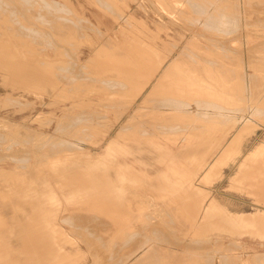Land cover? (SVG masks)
I'll return each mask as SVG.
<instances>
[{"label":"rangeland","instance_id":"1","mask_svg":"<svg viewBox=\"0 0 264 264\" xmlns=\"http://www.w3.org/2000/svg\"><path fill=\"white\" fill-rule=\"evenodd\" d=\"M55 22H64L65 33L52 31ZM1 40L4 48L0 46V51L20 55L21 63L32 66L31 74L35 66L50 74L16 81V77L0 72V264H36L35 257L38 264H264V228L239 230L228 221L239 218L230 214L264 211V193L255 197L247 187L235 189L231 182L245 156L254 149L256 160L264 167V105L259 103L264 97V0H0ZM139 47L146 49L147 55ZM174 56L179 60L175 69L185 72L181 78L212 80L207 83L211 85L208 92L198 97L188 84L171 81L180 76L165 75V87L149 98ZM134 57L154 59L150 64L139 60L141 73L150 79L139 96L128 89L129 93L125 92L116 81L126 78L122 72L132 70ZM157 67L159 74L152 76ZM116 70L119 74L115 75ZM196 70L199 73L195 74ZM117 74L123 77L115 78L113 87ZM176 85L188 87L186 98L169 91ZM206 100L212 103L208 105ZM174 103L178 107L166 105ZM217 114L222 119H215ZM240 129L241 140L229 148L236 157L244 147L242 154L234 161L228 158L230 154L224 155L203 181L204 173L223 149L231 146ZM79 130L84 135H78ZM134 132L142 133L141 137ZM79 136L84 137L79 140ZM76 180L85 182L86 190ZM26 190L30 198L22 202ZM211 202L210 212L215 213L209 212L208 220L203 221L202 214ZM19 203L22 206L18 209ZM22 208L32 210L37 219L31 223L32 233L35 230L32 241H37L32 249L23 236L27 223L16 222ZM44 245L51 250L41 249ZM37 247L48 252L43 253L44 258Z\"/></svg>","mask_w":264,"mask_h":264},{"label":"bare ground","instance_id":"2","mask_svg":"<svg viewBox=\"0 0 264 264\" xmlns=\"http://www.w3.org/2000/svg\"><path fill=\"white\" fill-rule=\"evenodd\" d=\"M194 1V0H193ZM28 3V2H27ZM53 3V2H52ZM55 3V2H54ZM103 3V2H102ZM103 4H106V3H103ZM99 5V4H98ZM56 6H57V4H56ZM102 6H104V5H102ZM202 6H204V5H202ZM206 6H207V4H206ZM45 7V6H44ZM53 7V6H52ZM63 7H64V5H63ZM107 7V6H106ZM65 8V7H64ZM105 8V7H104ZM201 8V7H200ZM3 9V8H2ZM15 9V8H14ZM106 9V8H105ZM205 9H206V7H205ZM3 10H5V9H3ZM12 10V9H11ZM42 10V9H41ZM44 10H47V9H44ZM7 11V10H6ZM8 11H10V10H8ZM14 11V10H13ZM63 11V10H62ZM5 12V11H4ZM31 12V11H30ZM29 12V13H30ZM52 12V11H51ZM117 12V11H116ZM25 13H26V11H25ZM32 13V12H31ZM53 13H55V12H53ZM4 14V13H3ZM41 14V13H40ZM69 14V13H68ZM29 15V14H28ZM32 15V14H31ZM49 15V14H48ZM55 15V14H54ZM58 15V14H57ZM120 15V14H119ZM66 16V15H65ZM76 16V15H75ZM30 17V16H29ZM34 17V16H33ZM33 17H31V18H33ZM74 17V16H73ZM118 17V16H117ZM14 18H15V16H14ZM47 18V17H46ZM55 18V17H54ZM67 18V17H66ZM76 18V17H75ZM125 18V17H124ZM8 19V18H7ZM50 19H52V18H50ZM63 19V18H62ZM83 19V18H82ZM2 20V19H1ZM10 20V19H9ZM15 20H17V19H15ZM54 20V19H53ZM56 20H58V19H56ZM55 20V21H56ZM3 21V20H2ZM7 21V20H6ZM49 21V20H48ZM75 21V20H74ZM85 21V20H84ZM11 22V21H10ZM72 22V21H71ZM80 22V21H79ZM18 23V22H17ZM64 23V22H63ZM63 23H52L53 25V30L52 31H55L56 33H57V35L59 34V35H61V33L63 34V32H64V24ZM81 23V22H80ZM127 23V22H126ZM206 23V22H205ZM8 24H9V22H8ZM7 24V25H8ZM78 24V23H77ZM10 25V24H9ZM8 25V26H9ZM14 25V24H13ZM13 25H10V26H13ZM16 25V24H15ZM66 25V24H65ZM91 25V24H90ZM206 25V24H205ZM3 26V25H2ZM24 26V25H23ZM51 26V25H50ZM51 26V27H52ZM68 26V25H67ZM203 26V25H202ZM17 27V26H16ZM22 27V26H21ZM66 27V26H65ZM70 27V26H69ZM73 27H74V25H73ZM72 27V28H73ZM3 28V27H2ZM13 28V27H12ZM72 28H69V30L70 29H72ZM91 28V27H90ZM12 30V29H11ZM15 30V29H14ZM91 30V29H90ZM48 31V30H47ZM80 31V30H79ZM138 31V30H137ZM14 32V31H13ZM55 32L53 33V34H55ZM95 32V31H94ZM52 33V32H51ZM65 33V32H64ZM67 33V32H66ZM68 33H70V32H68ZM76 33V32H75ZM79 33V32H78ZM82 33V32H81ZM103 33V32H102ZM9 34V33H8ZM45 34H46V32H45ZM83 34V33H82ZM81 34V35H82ZM262 34V33H261ZM5 35V34H4ZM11 35V34H10ZM12 35H13V33H12ZM41 35V34H40ZM52 35V34H51ZM56 35V34H55ZM54 35V36H55ZM57 35H56V38H57ZM73 35H74V33H73ZM81 35H80V37H81ZM103 35V34H102ZM20 36V35H19ZM75 36H77V35H75ZM17 37V36H16ZM33 37V36H32ZM50 37V36H49ZM52 37H53V35H52ZM61 37V36H60ZM59 37V38H60ZM63 37V36H62ZM71 37V39H72V37H74V36H70ZM79 37V38H80ZM143 37V36H142ZM22 38V37H21ZM69 38V37H68ZM144 38V37H143ZM23 39V38H22ZM58 39V38H57ZM70 39V40H71ZM76 39V38H75ZM32 40V39H31ZM53 40V39H52ZM55 40V39H54ZM53 40V41H54ZM59 40V39H58ZM67 40V39H66ZM3 40H1L0 42H2ZM72 41V40H71ZM140 41V40H139ZM5 42V41H4ZM62 42V41H61ZM73 42H74V39H73ZM57 43V42H56ZM65 43V42H64ZM80 43V42H79ZM2 44V45H1ZM0 44V46H2L3 48H4V44H3V42ZM7 44V43H6ZM11 44V43H10ZM74 44V43H73ZM105 44V43H104ZM71 45V44H70ZM77 45V44H76ZM108 45V44H107ZM73 46V45H72ZM104 46V45H103ZM106 46V45H105ZM109 47H111V46H109ZM108 47V48H109ZM113 47V46H112ZM1 48V47H0ZM8 48V47H7ZM60 48V47H59ZM140 48L141 47H139V50H140ZM10 49V48H9ZM11 49H14V48H11ZM61 49V48H60ZM104 49H106V48H104ZM137 49V48H136ZM1 50V49H0ZM3 50V49H2ZM1 50V51H2ZM133 50V49H132ZM139 50H138V52H139ZM141 50H143V52L146 50V49H142L141 48ZM0 51V72H2L3 74L4 73H6L7 75H9V76H14V77H16L17 79H16V81H21V80H24L25 78H27V77H29V76H32V77H38V78H36V79H40V78H43V77H45V76H47V75H49L50 74V71L48 72V71H42L40 68L38 69V67H34V70H33V72H35V74L32 72V74H31V65H28L27 63H21V61H22V59H21V61L19 60V57H20V53H17V52H15V53H17L18 55H19V57H17L15 54L13 55V54H10V53H7V52H1ZM4 51H5V49H4ZM9 51V50H8ZM65 51V50H64ZM101 51V50H100ZM120 51V50H119ZM118 51V52H119ZM134 51V50H133ZM209 51V50H208ZM11 52V51H10ZM12 52H14V51H12ZM11 52V53H12ZM104 52H106V50H104ZM110 52H111V50H110ZM112 52H113V50H112ZM117 52V53H118ZM121 52V51H120ZM135 52V51H134ZM141 52V51H140ZM140 52L138 53L139 55H140ZM145 52H148L147 50L145 51ZM144 52V53H145ZM206 52H207V50H206ZM25 53V52H24ZM101 53H103L102 51H101ZM151 53V52H150ZM71 54V53H70ZM98 55H101L100 54V52L99 53H97ZM109 54V53H108ZM111 54V53H110ZM137 54V53H136ZM146 54V53H145ZM144 54V55H145ZM25 55V54H24ZM64 55V54H63ZM114 55H115V53H114ZM143 55V54H142ZM147 55V54H146ZM150 55V54H149ZM65 56H66V54H65ZM103 56V55H102ZM106 56V55H105ZM108 56H110V55H108ZM118 56V55H117ZM120 56H123V55H120ZM126 55H124V57H125ZM151 56V55H150ZM150 56H148V57H150ZM21 57L23 58V54L21 55ZM104 57V56H103ZM114 57V56H113ZM119 57V56H118ZM124 57L123 58H121L122 60L124 59ZM140 57V56H139ZM144 57V56H143ZM140 58L141 59V61H143L142 59H144V58ZM175 58H176V56H174ZM206 58H207V56H205ZM26 58V57H25ZM30 58V57H29ZM67 58H69V57H67ZM115 58H116V56L114 57V59H113V61H116L115 60ZM146 58V57H145ZM151 58V57H150ZM31 59V58H30ZM29 59V60H30ZM139 59V60H140ZM174 59V58H173ZM208 59V58H207ZM110 60V59H109ZM118 60V59H117ZM131 62H130V60L128 59L127 61H129L130 63H132V66L130 65V67H132V70H131V68H130V71H128V70H125L124 72H122V73H124L125 75L124 76H126V78L124 79V77L123 76H121V77H123V80H119V79H116V81H117V84L118 83H121L122 84V88H123V90L125 91L126 89H128V90H130L131 92H133L134 91V96L135 95H137V96H139L143 91H145V89L147 88V86H148V83L150 82L149 80H147L146 78H144V75L141 73V71H140V69H141V64L139 65V60L137 59V58H131ZM146 62H147V60L149 61V58L146 60V59H144ZM150 60H152V59H150ZM196 60H198V59H196ZM24 61H27V60H24ZM35 61V60H34ZM58 61V60H57ZM119 61V60H118ZM121 61V60H120ZM144 61V62H145ZM154 61V59L152 60V61H149V63L148 64H150L151 62H153ZM178 61L179 60H177V58L176 59H174L172 62H170L169 64H168V66L166 67V69L163 71V73L160 75V77H159V80H158V82L152 87V90H150V97L149 96H146L147 98L149 97V98H151L152 96H151V94H153V93H158L161 89H163L164 87H163V83L165 82V80L163 79V76H165V75H168V76H176V75H178V77L180 76V78H176V77H174L175 79H173V80H171L172 82H176V83H179V84H183V83H186V85L188 84V86H189V89L196 95V96H200V95H202L203 93H206V92H208V87H210L211 85V82H212V80H211V82L210 81H206V80H199V79H201V78H195V79H183V78H181L183 75L182 74H184L185 72H181V71H179V70H176L175 69V66H176V64L178 63ZM205 61V60H204ZM54 62V61H53ZM109 62H112V60L111 61H109ZM124 62H126V59L124 60ZM123 62V63H124ZM197 62V61H196ZM60 63H61V61H60ZM113 63H115V62H113ZM116 63H117V61H116ZM118 63H120V62H118ZM123 63H120V64H123ZM129 63V64H130ZM58 64V63H57ZM62 64V63H61ZM60 64V65H61ZM64 64V63H63ZM68 64V63H67ZM98 64V63H97ZM100 64V63H99ZM107 64V63H106ZM120 64H117V66H121ZM128 65V63H125V65ZM209 64V63H208ZM33 65V64H32ZM48 66H52V65H49V63L47 64ZM59 65V64H58ZM74 65H76V64H74ZM73 65V66H74ZM124 65V64H123ZM124 65V66H125ZM151 65H153V63L151 64ZM34 66V65H33ZM44 66V65H43ZM43 66H40V67H43ZM63 66V65H62ZM65 66H66V64H65ZM113 66V65H112ZM112 66L110 65V67H111V69H112ZM45 67V70H47V68H46V65L44 66ZM64 67V66H63ZM69 67V66H68ZM82 67V66H81ZM104 67H105V64H104ZM107 67V66H106ZM147 67V66H146ZM48 68H50V67H48ZM53 68H54V66H53ZM118 68V67H117ZM116 67H115V69H117ZM120 68H122V67H120ZM257 68V67H256ZM59 69V68H58ZM61 69V68H60ZM68 69V68H67ZM124 69V68H123ZM126 69V68H125ZM65 70V69H64ZM117 70H119V72L122 70V69H117ZM117 70L116 71H114L113 73L116 75V73H118L117 72ZM159 70H160V67H157L155 70H153V71H151L152 73H151V75L152 76H155V75H157V74H159ZM206 70V69H205ZM214 70H215V68H214ZM61 71V70H60ZM63 71V70H62ZM61 71V72H62ZM195 71V70H194ZM198 70H196V72H194L195 74L196 73H199V72H197ZM210 71V70H209ZM224 71H226V70H224ZM59 72V71H58ZM104 72V71H103ZM110 72V71H109ZM109 72H108V74H109ZM112 72V71H111ZM189 72H191V73H193V71H189ZM201 72V71H200ZM218 72V71H217ZM65 73V72H64ZM68 73H69V71H68ZM113 73H111L110 75L112 76V74ZM121 73V75H123ZM206 73V72H205ZM38 74V75H37ZM107 74V75H108ZM119 74V73H118ZM117 74V75H118ZM143 76H142V75ZM190 74V73H189ZM215 74V72L213 73V75ZM217 74V73H216ZM220 74V73H219ZM37 75V76H36ZM42 75V76H41ZM68 75V74H67ZM67 75H66V77H67ZM73 75V74H72ZM86 75H87V73H86ZM101 75V74H100ZM206 75V74H205ZM208 75V74H207ZM206 75V76H207ZM62 76V75H61ZM68 76H70V75H68ZM79 76V75H78ZM98 75H96V77H97ZM147 75H145V77H146ZM222 76V75H221ZM224 76V75H223ZM255 76H256V74H255ZM63 77V76H62ZM106 77V76H105ZM113 77H114V75H113ZM113 77H110L109 78V83H110V81H112V80H110L111 78H113ZM120 77V75H118V76H116V77H114V82H113V84H112V82L110 83V84H112L113 85V87H116L115 86V78H121ZM140 77H143L144 79H146V81H143V80H141V78ZM150 77V76H149ZM204 77V76H203ZM209 77V76H208ZM207 77V78H208ZM211 77V76H210ZM216 77V76H215ZM59 78V77H58ZM74 78V77H73ZM72 78V79H73ZM140 78V79H139ZM142 78V79H143ZM194 78V77H193ZM225 78V77H224ZM28 79H30V78H28ZM78 79V78H77ZM104 79V78H103ZM196 79H198V80H196ZM210 79V78H209ZM217 79V78H216ZM56 80V79H55ZM106 80V79H105ZM119 80V81H118ZM218 80V79H217ZM221 80V79H220ZM226 80H227V78H226ZM45 81H46V79H45ZM101 81V80H100ZM108 81H107V84H109L108 83ZM144 83H143V82ZM214 81H215V79H214ZM224 81V80H223ZM228 81V80H227ZM36 82V81H35ZM39 82V81H38ZM37 82V83H38ZM62 82V81H61ZM76 82V81H75ZM82 82H84V83H86L84 80H82ZM105 83H106V81H104ZM142 82V83H141ZM210 82V84L208 85L207 83H209ZM217 82V81H216ZM78 83V82H77ZM89 83V82H88ZM115 83V84H114ZM221 83V82H220ZM261 83V82H260ZM80 84V83H79ZM91 84V83H90ZM89 84V85H90ZM94 84H95V82H93V86H94ZM102 84V83H101ZM109 84V85H110ZM205 84V85H204ZM207 84V85H206ZM216 83H214V85H215ZM86 85V84H85ZM103 85V84H102ZM213 85V84H212ZM214 85L212 86V87H214ZM224 85H225V83L223 84V87H224ZM66 86H67V84H66ZM74 87H75V85H73ZM78 86V85H77ZM83 86H84V84H83ZM105 86V85H104ZM111 86V85H110ZM218 86V85H217ZM222 86V85H221ZM249 86V85H248ZM62 87V86H61ZM60 87V88H61ZM86 87V86H85ZM91 87V86H90ZM97 87V86H96ZM106 87V86H105ZM107 87H109V86H107ZM107 87H106V89H107ZM113 87L111 88L110 87V89H113ZM117 87H118V85H117ZM171 87V86H170ZM212 87H211V89H212ZM252 87V86H251ZM49 88V87H48ZM71 88V87H70ZM89 88V87H88ZM103 88V87H102ZM168 88H169V86H168ZM168 88H167V90H168ZM188 87H183V86H178V85H176V86H173V87H171V89L169 90L171 93H175V94H177V95H181V96H185V95H187L188 93V89H187ZM245 88H246V86H245ZM258 88V87H257ZM41 89V88H40ZM46 89V88H45ZM56 89V88H55ZM79 89V88H78ZM83 89H85V88H83ZM104 89V88H103ZM109 88H108V90H110ZM116 89H118V88H116ZM216 89H217V87H216ZM222 89V88H221ZM36 90V89H35ZM62 90V89H61ZM119 91H120V89H118ZM122 89H121V92L123 91ZM128 90H126V91H128ZM215 90V89H214ZM252 90V89H251ZM256 90V89H255ZM254 90V91H255ZM38 91V90H37ZM54 91V90H53ZM65 91V90H64ZM67 91V90H66ZM112 91V90H111ZM114 92H115V90H113ZM112 91V92H113ZM119 91H117L118 93H119ZM123 91V92H124ZM125 91V92H126ZM216 91V90H215ZM245 91H246V89H245ZM84 92V91H83ZM124 92V93H125ZM260 92V91H259ZM261 92H263V91H261ZM109 94H110V92H108ZM116 93V92H115ZM128 93H129V91H128ZM127 93V94H128ZM61 94V93H60ZM87 94V93H86ZM127 94L125 95V96H127ZM249 94V93H248ZM251 94V93H250ZM108 96V95H107ZM158 96V95H157ZM245 96H246V94H245ZM250 96V95H249ZM53 97V96H52ZM167 97V96H166ZM187 96H185V98H186ZM193 97V96H192ZM248 97V96H247ZM251 97H253L252 96V94H251ZM134 98V97H133ZM146 98V99H147ZM170 98V97H169ZM169 98H168V100H169ZM172 98V97H171ZM170 98V99H171ZM174 98V97H173ZM184 98V97H183ZM230 98V97H229ZM243 98V97H242ZM127 99V98H126ZM135 99V98H134ZM167 99V98H166ZM197 99H199V98H197ZM249 99V98H248ZM257 99V98H256ZM172 100V99H171ZM179 100V99H178ZM251 100V99H250ZM261 100V99H260ZM119 101V100H118ZM199 101V100H198ZM208 100H206V102H207ZM231 101H233V100H231ZM254 101H256V100H253L252 102L254 103V105H255V102ZM55 102H57V101H54V103ZM99 102V101H98ZM144 102H145V100H144ZM143 102V103H144ZM184 102V101H183ZM202 104L205 102V101H200ZM200 102H198V104L200 103ZM209 102H211V101H208V103ZM247 102V101H246ZM245 102V103H246ZM249 102H251V101H249ZM250 103V105H252L253 103ZM261 102V106H263L264 105V97L262 98V100L261 101H259V103ZM53 103V102H52ZM54 103H53V105H54ZM118 103V102H117ZM129 103H130V101H129ZM182 103V102H181ZM212 103V102H211ZM106 104V103H105ZM114 104H115V102H114ZM142 104V103H141ZM188 104V103H187ZM205 104V103H204ZM213 104H214V102H213ZM212 104V105H213ZM217 104V103H216ZM215 104V105H216ZM249 104V103H248ZM57 105V104H56ZM75 105V104H74ZM108 105V104H107ZM167 106H169V107H173V108H175V107H178V106H176L177 105V103H174V104H166ZM179 105H180V103H179ZM200 105V104H199ZM208 105H210V103L208 104ZM257 105H258V102H257ZM259 105V106H260ZM109 106H110V104H109ZM187 106H189V105H187ZM198 106V105H197ZM217 106H218V104H217ZM258 106V107H259ZM76 107V106H75ZM124 107V106H123ZM200 107V106H199ZM254 107H256L257 108V106H254ZM106 108V107H105ZM125 108V107H124ZM184 108H186V107H184ZM189 108V107H188ZM197 108V107H196ZM224 108V107H223ZM256 108H254L255 110H256ZM263 108V107H262ZM72 109V108H71ZM111 109H113V108H111ZM181 109V108H180ZM198 109V108H197ZM200 109V108H199ZM225 109V108H224ZM227 109V108H226ZM244 109H246V106L244 107ZM250 109V108H249ZM114 110H115V108H114ZM134 110V109H133ZM183 110V109H182ZM187 110V109H186ZM206 110H208V109H206ZM228 110H231V109H228ZM227 110V111H228ZM83 111V110H82ZM81 111V112H82ZM118 110H116V112H117ZM144 111H145V109H144ZM189 111H191V110H188V114H189ZM197 111V110H196ZM247 111V110H246ZM245 111V112H246ZM264 111V110H263ZM263 111H261V112H263ZM94 111L92 110V113H93ZM96 112V111H95ZM94 112V113H95ZM97 112H99V111H97ZM152 112V111H151ZM204 112H205V110H204ZM217 112V111H216ZM222 112V111H221ZM230 112V111H229ZM232 112V111H231ZM102 113V112H101ZM123 113V112H122ZM185 113H186V111H185ZM214 113V112H213ZM220 113V112H219ZM223 113V112H222ZM233 113V112H232ZM257 114H259L258 112H256ZM255 112H254V114H256ZM264 113V112H263ZM68 114V113H67ZM77 114V113H76ZM85 114V113H84ZM89 114H90V111H89ZM99 114V113H98ZM132 114V113H131ZM144 114V113H143ZM191 114V113H190ZM210 114H211V112H210ZM225 114V113H224ZM87 115V114H86ZM91 115V114H90ZM94 115V114H93ZM100 115V114H99ZM103 115V114H102ZM116 115H117V113H116ZM122 115V114H121ZM141 115V114H140ZM218 115H220L221 116V114H217V116H216V118L215 119H219V118H221V117H219ZM233 115V114H232ZM63 116V115H62ZM65 116V115H64ZM88 116V115H87ZM210 116V115H209ZM213 116V115H212ZM226 116H227V114H226ZM65 117H67V116H65ZM64 117V118H65ZM96 117V116H95ZM218 117V118H217ZM223 117V116H222ZM228 117V116H227ZM231 117V116H230ZM93 118V117H92ZM99 118V117H98ZM101 118V117H100ZM105 118V117H104ZM142 118V117H141ZM153 118V117H152ZM233 118V117H232ZM237 118V117H236ZM66 119H68V118H66ZM69 119H70V117H69ZM71 119H72V117H71ZM90 119V118H89ZM88 119V120H89ZM161 119V118H160ZM222 119V118H221ZM220 119V120H221ZM234 119V118H233ZM64 120V119H63ZM81 120V119H80ZM98 120V119H97ZM130 120V119H129ZM159 120V119H158ZM91 121V120H90ZM98 121H100V120H98ZM152 121V120H151ZM151 121H145L146 122V124H150L151 123V126H154V124L155 123H152ZM164 121V120H163ZM167 121V120H166ZM166 121H164V122H166ZM238 121V120H237ZM59 122V121H58ZM67 122V121H66ZM93 122V121H92ZM96 122V121H95ZM128 122V121H127ZM130 122V121H129ZM140 122H142V121H140ZM145 122H144V125H145ZM159 122V121H158ZM168 122V121H167ZM166 122V123H167ZM236 122V121H235ZM240 122V121H239ZM64 123V122H63ZM62 123V124H63ZM69 123V122H68ZM100 123H101V121H100ZM103 123V122H102ZM131 123V122H130ZM134 123H135V121H134ZM171 123V122H170ZM238 123V122H237ZM10 124V123H9ZM65 124V123H64ZM70 124V123H69ZM83 124V123H82ZM99 124V123H98ZM125 124V123H124ZM141 124V123H140ZM101 125V124H100ZM103 125V124H102ZM130 125V124H129ZM142 125V124H141ZM160 125V124H159ZM163 125H165V124H163ZM162 125V126H163ZM64 126V125H63ZM80 126V125H79ZM84 126H85V124H84ZM91 126H92V124H91ZM139 126V125H138ZM147 126V125H146ZM150 126V125H149ZM69 127V126H68ZM87 127V126H86ZM143 127H145V126H143ZM72 128V127H71ZM76 128V127H75ZM80 128V127H79ZM88 128V127H87ZM87 128H86V130H87ZM140 128H142L141 126H140ZM148 128V127H147ZM81 129V128H80ZM85 129V128H84ZM95 129V128H94ZM134 129V128H133ZM136 129V128H135ZM151 129V128H150ZM150 129H149V131H150ZM154 129V128H153ZM160 129V128H159ZM75 129H74V127H73V130L72 131H74ZM77 130V129H76ZM83 130V129H82ZM86 130H85V133H87L88 134V132H90V130L88 129L87 130V132H86ZM146 130V129H145ZM156 130H157V128H156ZM156 130H154L155 132H157ZM71 131V130H70ZM125 131V130H124ZM136 131V130H135ZM146 131H148V130H146ZM79 132H80V130H79ZM119 132H120V129H119ZM127 132H129V131H127ZM139 132H141V131H139ZM153 132V131H152ZM237 136H236V138L233 140V141H231L230 143V145L231 146H229L228 145V148H224L223 149V151L221 152V154L213 161V163L210 165V167H209V169L204 173V175H203V181H207V178L209 177V172L213 169V171H214V169L216 170L217 169V167H218V165H220V162L222 161V159L225 157L224 155H226V154H230V155H228V158H230L231 159V161L233 160L234 161V159H236L238 156H240L241 154H242V152H243V149H244V147H243V149L242 150H240L237 154H236V157H235V152H234V150L233 149H230V148H232V146L234 147V143H238L240 140H241V138H242V136H243V129H240L239 131L237 130ZM29 133V132H28ZM31 133V132H30ZM83 133H84V131H83ZM95 133V132H94ZM121 133H124V132H121ZM135 134H137L136 132H134ZM148 133V132H147ZM81 134V132L80 133H78V135H80ZM111 134V133H110ZM120 134V133H119ZM124 134H126V132L124 133ZM123 134V135H124ZM127 134H129V133H127ZM126 134V135H127ZM142 134V133H141ZM141 134L139 135V134H137L138 136H140L141 137ZM157 134V133H156ZM159 134V133H158ZM61 135V134H60ZM77 135V136H78ZM81 135H84V134H81ZM131 135V134H130ZM145 135V134H144ZM147 135H150V132L147 134ZM147 135H145V136H147ZM153 136H154V134H152ZM162 135V134H161ZM2 136V135H1ZM8 136V135H7ZM40 136V135H39ZM66 136V135H65ZM118 136H120V135H118ZM117 136V137H118ZM3 137V136H2ZM46 137V136H45ZM49 137V136H48ZM51 137V136H50ZM81 137H84V136H81ZM80 136H79V140H80V138H81ZM94 137V136H93ZM114 137V136H113ZM124 137H126V136H124ZM1 138V137H0ZM3 138H5V137H3ZM10 138V137H9ZM29 138V137H28ZM32 138V137H31ZM70 138V137H69ZM77 138V137H76ZM90 138V137H89ZM118 138H122V135L120 136V137H118ZM42 139V138H41ZM46 139V138H45ZM82 139V138H81ZM115 139V138H114ZM3 140V139H2ZM28 140V139H27ZM53 140H55V139H53ZM63 141H64V139H62ZM61 140V141H62ZM77 141H78V138L76 139ZM90 140H91V138H90ZM1 141V140H0ZM6 141V140H5ZM19 141V140H18ZM32 141V140H31ZM58 141H60V140H58ZM60 141V142H61ZM28 142V141H27ZM30 142V141H29ZM57 142V141H56ZM56 142H54V143H56ZM80 142H83V141H80ZM86 142V141H85ZM90 141H88V142H86V143H89ZM21 144H23L22 142H21ZM50 144V143H49ZM63 144H64V142H63ZM71 144V143H70ZM43 145V144H42ZM56 145V144H55ZM72 145H74V144H72ZM45 146V145H44ZM54 146V145H53ZM65 146V145H64ZM77 146V145H76ZM76 146H74V148L76 147ZM82 146V145H81ZM107 146V145H106ZM245 146V145H244ZM59 147V146H58ZM62 147V146H61ZM68 147V146H67ZM79 147L80 146H78V148L77 149H79ZM230 147V148H229ZM35 148V147H34ZM53 148V147H52ZM73 148V149H74ZM6 149V148H5ZM37 149H38V147H37ZM49 149V148H48ZM62 149H63V147H62ZM72 148H70L68 151H70ZM81 149V148H80ZM82 149H84L83 147H82ZM60 150V149H59ZM42 151V150H41ZM54 151V150H53ZM57 151V150H56ZM63 151V150H62ZM62 151H60V152H62ZM73 151V150H72ZM75 151V150H74ZM256 149H254V152H250L247 156H245V159H244V161L240 164V166H239V168H238V171L236 172V174L231 178V182H232V185H233V187H235V189H237V188H242V187H247L248 188V191H249V193L250 194H253V195H255V197L256 196H258V194L259 193H264V167L261 165L260 166V164L258 163V161L256 160V158H257V154H255L256 153ZM60 152H59V154H60ZM4 153V152H3ZM39 153V152H38ZM41 153V152H40ZM79 153H81V150H79ZM2 154V153H1ZM44 154V153H43ZM42 154V155H43ZM58 154V153H57ZM64 154V153H63ZM71 154H72V152H71ZM76 154H78V153H76ZM264 154V153H263ZM3 155V154H2ZM10 154H8V155H6V158H7V156H9ZM15 155V154H14ZM19 155V154H18ZM62 155V154H61ZM73 155V154H72ZM1 156V155H0ZM49 156V155H48ZM59 156V155H58ZM71 156V155H70ZM234 156V157H233ZM2 157V156H1ZM10 157V156H9ZM13 157H15V156H13ZM36 157V156H35ZM42 157V156H41ZM66 157H67V155H66ZM263 157V156H262ZM45 158H46V156H45ZM65 158V157H64ZM74 158H76V157H74ZM0 159H2V158H0ZM17 159H18V157H17ZM17 159H15V160H17ZM21 159V158H20ZM61 159V158H60ZM66 159V158H65ZM68 159V158H67ZM67 159H66V161H67ZM71 159H73L72 157H71ZM22 160H24V159H22ZM28 160V159H27ZM43 160V159H42ZM42 160H41V162H42ZM46 160V159H45ZM44 160V161H45ZM62 161V160H61ZM15 162H17V161H15ZM202 162V161H201ZM26 163H28V162H26ZM44 163V162H43ZM231 163V162H230ZM230 163H229V165H230ZM38 164V163H37ZM47 164V163H46ZM207 164V163H206ZM206 164H205V166H206ZM232 164V163H231ZM254 164H256L257 165V167H255L254 166ZM195 165V164H194ZM228 165V166H229ZM20 166V165H19ZM18 166V167H19ZM34 166H36V164L34 165ZM49 166V165H48ZM227 166V167H228ZM23 167H25L24 165H23ZM27 167V166H26ZM20 168V167H19ZM22 168V167H21ZM17 169V168H16ZM53 169V168H52ZM51 169V170H52ZM220 169H222V171L224 170V168L222 167V168H220ZM168 170V169H167ZM196 171V170H195ZM221 171V172H222ZM1 172V171H0ZM8 173V172H7ZM2 174H3V170H2ZM6 175V174H5ZM13 176V175H12ZM3 178V177H2ZM6 178V177H5ZM68 178V177H67ZM66 178V179H67ZM74 179H75V177H73ZM121 178H123V177H121ZM69 179V178H68ZM12 180V179H11ZM82 180V182L84 181L83 179H81ZM81 180L79 181V183H82L81 182ZM3 181V180H2ZM5 182H7L6 180H4ZM69 181H70V179H69ZM72 181V180H71ZM75 181V180H74ZM77 181V180H76ZM78 181H77V183H78ZM86 181V180H85ZM13 182V181H12ZM87 182V181H86ZM71 183V182H70ZM76 183V182H75ZM85 183V182H84ZM84 183H82L83 184V186H84ZM67 184H69V182L67 183ZM82 184H81V186H82ZM64 185H65V182H64ZM77 185H79V184H77ZM77 185H74V186H76V188H77ZM87 185H88V183H87ZM73 186V187H74ZM80 186V185H79ZM80 186V187H81ZM85 186H86V184H85ZM84 186V187H85ZM90 186H92V185H90ZM71 187V186H70ZM87 187V186H86ZM86 187H85V189L84 190H86ZM75 188V189H76ZM91 189V187H89V189L88 190H90ZM28 190V189H27ZM27 190H26V192H24L23 193V195H22V197L20 198V200L22 201V202H26V201H28L29 200V193L27 192ZM29 190H31V191H33L34 189H29ZM79 190V189H78ZM83 190V189H82ZM81 190V193L83 192ZM201 190V189H200ZM80 191V190H79ZM92 191V190H91ZM100 191V190H99ZM51 193V192H50ZM53 193V192H52ZM96 193V192H95ZM95 193H93V195L95 194ZM100 193V192H99ZM108 193V192H107ZM248 193V192H247ZM246 193V194H247ZM54 194V193H53ZM89 194L91 195V193L89 192ZM98 195V194H97ZM202 195V194H201ZM249 195V194H248ZM52 196V195H51ZM110 196V195H109ZM204 196V195H203ZM262 196V195H261ZM5 197H6V195H5ZM90 197V196H89ZM2 198H3V196H2ZM92 198V197H91ZM90 198V199H91ZM261 198V197H260ZM0 199H1V197H0ZM5 199V198H4ZM95 199V198H94ZM97 199V198H96ZM95 199V200H96ZM100 199V198H99ZM191 198H189V200H190ZM111 200V199H110ZM192 200V199H191ZM197 200H199V199H197ZM200 200H202V199H200ZM206 200H207V198H203V201L204 202H206ZM90 201V200H89ZM107 201V200H106ZM106 201H104L105 203H107ZM193 201V200H192ZM262 201H263V199H262ZM101 202V201H100ZM103 202V203H104ZM138 202V201H137ZM186 202V201H185ZM188 202V201H187ZM189 202H191V201H189ZM202 202V201H201ZM102 203V202H101ZM111 203H113V201L111 202ZM192 203H194V202H192ZM114 204V203H113ZM197 204H199V202H197ZM185 205V204H184ZM189 205H191V204H189ZM193 205V204H192ZM196 205V204H195ZM195 205H194V207H195ZM202 205V204H201ZM214 205V202H211L210 204H209V206L206 208V210L204 211V213L202 214L203 216H202V220L203 221H205L206 219H207V217H208V213L211 211V209H212V206ZM20 206H22V203H19L18 204V209H19V207ZM106 206V204H104V207ZM188 206V205H187ZM93 207V206H92ZM189 207V206H188ZM202 207V206H201ZM113 208V207H112ZM197 207H195V209H196ZM185 209H187V207H185ZM189 209H190V207H189ZM188 209V210H189ZM199 209V208H198ZM20 211L22 212L20 215H17L16 216V222L17 223H27V227L26 228H24V232H23V236H25V238H26V241H27V244H28V247H29V249H32L34 246H35V244H37L36 242L37 241H32V235L35 233V230H34V233H32V225H31V223H36L37 221V219L35 220V214H34V212L32 211V210H25V209H20ZM158 211V210H157ZM187 211V210H186ZM197 211V210H196ZM120 212V211H119ZM212 212H214L215 213V211H213L212 210ZM212 212H210L211 214H212ZM75 213V212H74ZM81 214V213H80ZM84 214V213H83ZM188 214H190V212L188 213ZM197 214V213H196ZM196 214H195V216H196ZM144 215V214H143ZM219 215V214H218ZM218 215H216V216H218ZM221 215V214H220ZM257 215V214H256ZM37 216H39V215H37ZM72 216H73V214H72ZM76 216H78V215H76ZM92 216V215H91ZM150 216V215H149ZM104 217H107V216H104ZM214 217H215V215H214ZM226 217V216H225ZM224 216H223V219L225 218ZM79 218V217H78ZM77 218V219H78ZM83 218V217H82ZM150 218V217H149ZM153 218V217H152ZM196 218V217H195ZM42 219V218H41ZM74 219V218H73ZM76 219V218H75ZM214 219V218H213ZM221 219V218H220ZM226 219V218H225ZM228 219V218H227ZM241 220H240V222H237V221H235V220H233V219H228V221L230 220V223L231 224H229V225H232L233 227H238V228H236V229H239V227L241 228V227H243V229L244 228H249V229H252V228H259V227H263L264 228V218H261L260 216H250V217H241L240 218ZM39 221H40V218L38 219ZM68 220V219H67ZM85 220V219H84ZM101 220V219H100ZM108 220V219H107ZM113 220V219H112ZM154 220V219H153ZM208 220V219H207ZM0 221H2V220H0ZM87 221H88V219H87ZM98 221H99V219H98ZM143 221V220H142ZM213 221V220H212ZM218 221V220H217ZM223 221V220H222ZM227 221V220H226ZM227 221V222H228ZM4 222V221H3ZM113 222V221H112ZM111 222V223H112ZM147 222H149V221H147ZM155 222V221H154ZM208 222V221H207ZM211 222V221H210ZM220 222V221H219ZM44 223V222H43ZM226 223V222H225ZM224 223V224H225ZM5 224V223H4ZM39 224H41V223H39ZM113 224V223H112ZM118 224V223H117ZM202 224V223H201ZM219 224V223H218ZM109 225V224H108ZM115 225V224H114ZM119 225V224H118ZM216 225V224H215ZM3 226V225H2ZM5 226V225H4ZM25 226V225H24ZM220 226V225H219ZM45 227V226H44ZM115 227H117V226H115ZM225 227V226H224ZM43 228V227H42ZM107 228H108V226H107ZM146 228V227H145ZM176 228V227H175ZM175 228H174V230H175ZM228 228H229V226H228ZM232 228V227H231ZM44 229V228H43ZM95 229V228H94ZM116 229V228H115ZM146 229H148V228H146ZM224 229V228H223ZM242 229V228H241ZM117 230V229H116ZM155 230V229H154ZM198 230V229H197ZM229 230V229H228ZM228 230H227V232H228ZM240 230V229H239ZM248 230V229H247ZM100 231V230H99ZM108 231V230H107ZM147 231V230H146ZM148 231H150V230H148ZM152 231V230H151ZM231 231V230H230ZM255 231V230H254ZM98 232V231H97ZM103 232V231H102ZM245 232V231H244ZM248 232V231H247ZM100 233V232H99ZM36 234H38V233H36ZM95 235V234H94ZM101 235H102V233H101ZM50 236V235H49ZM106 236V235H105ZM107 237V236H106ZM43 238V237H42ZM51 238V237H50ZM119 238V237H118ZM38 239V238H37ZM40 240V239H39ZM111 240V239H110ZM42 241L43 240H41V243H42ZM102 241V240H101ZM143 241V240H142ZM209 241V240H208ZM44 242V241H43ZM57 242V241H56ZM105 242H106V240H105ZM108 242V241H107ZM210 242V241H209ZM145 244V243H144ZM39 245V244H38ZM59 245V244H58ZM45 246L46 245H44V247H42L41 249H45ZM48 246V245H47ZM141 246H143V245H141ZM237 246H239V245H237ZM39 247H41V246H39ZM39 247H37L39 250H41ZM105 247V246H104ZM157 247V246H156ZM159 247V246H158ZM24 248V247H23ZM142 248V247H141ZM140 248V249H141ZM149 248H151V247H149ZM228 248V247H227ZM229 248H230V246H229ZM94 249V248H93ZM109 249V248H108ZM178 249V248H177ZM184 249V248H183ZM192 249V248H191ZM217 249V248H216ZM216 249H214V250H216ZM238 249H239V247H238ZM241 249V248H240ZM38 250V251H39ZM43 250H41V251H43ZM45 250H49V249H45ZM44 250V251H45ZM51 250V249H50ZM49 250V251H50ZM52 250H54V249H52ZM160 250V249H159ZM158 250V251H159ZM208 250V249H207ZM220 250V249H219ZM33 251V250H32ZM37 251V250H36ZM40 251V252H41ZM41 252L42 254L43 253H48L47 251L46 252ZM110 251H111V249H110ZM109 251V252H110ZM150 251V250H149ZM157 251V252H158ZM170 251V250H169ZM234 251V250H233ZM53 252V251H52ZM65 252V251H64ZM156 252V253H157ZM216 252V251H215ZM220 252V251H219ZM30 253V252H29ZM33 253H34V251H33ZM54 253V252H53ZM142 253V252H141ZM154 253V252H153ZM152 253V254H153ZM32 254V253H31ZM42 254L40 255V257L42 256ZM115 254V253H114ZM163 254V253H162ZM161 254V255H162ZM37 255H39V253L37 254ZM44 256L42 257V258H44L45 257V254H43ZM55 255V254H54ZM64 255V254H63ZM170 255V254H169ZM260 255V254H259ZM32 256H33V254H32ZM32 256H31V259H32ZM34 256H36L35 255V253H34ZM141 256H142V254H141ZM154 256H155V254H154ZM165 256V255H164ZM224 256V255H223ZM228 256V255H227ZM226 256V257H227ZM230 256V255H229ZM39 257V259H41ZM61 257V256H60ZM73 257V256H72ZM144 257V256H143ZM220 257V256H219ZM236 257V256H235ZM238 257V256H237ZM28 258H30V257H28ZM34 258V257H33ZM168 258H169V256H168ZM214 258V257H213ZM221 258H222V256H221ZM259 258V257H258ZM34 259H36V264H38L39 262L37 261V258L35 257ZM33 259V260H34ZM151 259V258H150ZM239 259V258H238ZM47 260H48V258H47ZM52 260V259H51ZM156 260V259H155ZM159 260V259H158ZM164 260V259H163ZM234 260V259H233ZM31 261V260H30ZM59 261V260H58ZM136 261V260H135ZM150 261V260H149ZM152 261V260H151ZM165 261V260H164ZM257 261V260H256ZM27 262V261H26ZM43 262H45V261H43ZM47 262V261H46ZM138 262V261H137ZM140 262H142V260L140 261ZM153 262H155V261H153ZM156 262H159V261H156ZM173 262V261H172ZM211 262V261H210ZM223 262V261H222ZM31 263H33V262H31ZM53 263V262H52ZM163 263V262H162ZM212 263V262H211ZM228 263V262H227ZM226 263V264H227ZM46 264V263H45ZM141 264V263H140ZM160 264V263H159ZM213 264V263H212ZM235 264V263H234Z\"/></svg>","mask_w":264,"mask_h":264},{"label":"crops","instance_id":"3","mask_svg":"<svg viewBox=\"0 0 264 264\" xmlns=\"http://www.w3.org/2000/svg\"><path fill=\"white\" fill-rule=\"evenodd\" d=\"M230 215L238 216L239 218H237L236 221L240 222V220H241L240 218L243 217V216H253V215L254 216H259V215L264 216V211L258 210L257 212L252 213V214L238 213V214H230Z\"/></svg>","mask_w":264,"mask_h":264}]
</instances>
